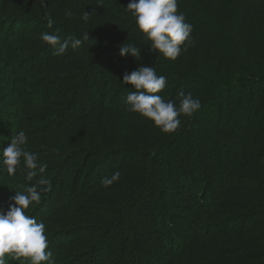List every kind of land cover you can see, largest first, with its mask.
Listing matches in <instances>:
<instances>
[{
  "label": "trees",
  "instance_id": "1",
  "mask_svg": "<svg viewBox=\"0 0 264 264\" xmlns=\"http://www.w3.org/2000/svg\"><path fill=\"white\" fill-rule=\"evenodd\" d=\"M130 2L0 0V153L23 130L47 164L31 180L0 165V212L43 178L26 213L55 264H264V0H178L193 31L176 60L150 49ZM45 31L89 39L54 55ZM128 43L139 57L120 55ZM142 66L166 77V101L200 100L175 132L129 111L123 77Z\"/></svg>",
  "mask_w": 264,
  "mask_h": 264
},
{
  "label": "clouds",
  "instance_id": "2",
  "mask_svg": "<svg viewBox=\"0 0 264 264\" xmlns=\"http://www.w3.org/2000/svg\"><path fill=\"white\" fill-rule=\"evenodd\" d=\"M127 9L135 17L138 28L146 34L151 41L150 49L163 54L165 58L176 60L187 51L191 41L193 26L186 22L185 15L178 11V0H131ZM84 19H87L85 15ZM53 21L48 20L51 28ZM58 31V30H57ZM44 42L53 46L54 55H61L71 46L76 48L89 39L72 36L62 38L55 33L43 32L40 37ZM131 54L139 57L141 50L133 43L120 47V55ZM125 84L134 86V90L127 95L125 103L129 111L139 113L154 122L165 133L175 132L181 125L179 117L193 116L201 107L200 100L193 98L191 93H180L182 99L177 106L173 101H166L159 93L166 87V77L158 75L155 67L142 66L123 77ZM28 137L21 130L13 133L9 146L3 147L0 153V165L9 175L15 174L21 164L28 170L29 180L36 175V170L44 173L47 164L39 162L38 156L25 149ZM121 178L120 171H114L110 176L103 178L105 187L113 185ZM48 181L41 178L38 185H31L25 191H18L12 197L13 204L6 212H0V264H6V255L13 259L21 257L29 264H55L53 253L48 249L46 226L30 217L26 210L30 205L39 203L44 189L39 186L46 185Z\"/></svg>",
  "mask_w": 264,
  "mask_h": 264
},
{
  "label": "rangeland",
  "instance_id": "3",
  "mask_svg": "<svg viewBox=\"0 0 264 264\" xmlns=\"http://www.w3.org/2000/svg\"><path fill=\"white\" fill-rule=\"evenodd\" d=\"M149 235V234H148Z\"/></svg>",
  "mask_w": 264,
  "mask_h": 264
}]
</instances>
